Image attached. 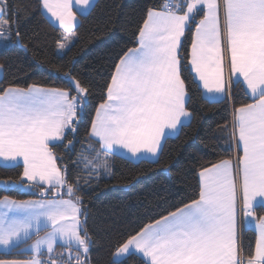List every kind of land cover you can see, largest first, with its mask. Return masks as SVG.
Returning <instances> with one entry per match:
<instances>
[{
    "label": "crops",
    "instance_id": "0c3cea01",
    "mask_svg": "<svg viewBox=\"0 0 264 264\" xmlns=\"http://www.w3.org/2000/svg\"><path fill=\"white\" fill-rule=\"evenodd\" d=\"M90 2L42 0V6L64 33L69 24L76 28ZM200 11L190 68L204 97L223 99L233 80L242 82L254 99L234 115L240 159L204 170L200 199L147 226L116 251L117 261L136 254L148 264H239L243 225L257 234L255 256L243 264H264V220L253 217V209L264 206V0H178L172 12H150L138 47L116 70L91 135L108 153L150 160L159 155L167 137L190 121L179 51L190 21ZM5 17V1L0 0V22ZM2 75L0 66V79ZM74 100L62 90L38 86L1 94L0 165H22L28 184L62 187L64 176L49 146L69 128ZM36 234L24 249L31 254L28 259L0 264H79L63 258L77 252L67 246L86 244L75 201L0 198V252Z\"/></svg>",
    "mask_w": 264,
    "mask_h": 264
},
{
    "label": "trees",
    "instance_id": "16d2710c",
    "mask_svg": "<svg viewBox=\"0 0 264 264\" xmlns=\"http://www.w3.org/2000/svg\"><path fill=\"white\" fill-rule=\"evenodd\" d=\"M164 3L96 0L87 14L80 15L76 40L61 55L58 46L63 31L45 15L42 0H5V20L13 43L0 49V95L9 88L38 86L62 90L76 99L83 88L87 101L82 112L81 108L78 111V121L49 146L64 185L48 188L28 184L22 165H0V198L63 197L75 201L81 209V235L89 247L88 264H148L136 254L119 261L114 255L147 226L198 201L204 170L225 160L240 159L233 118L254 99L242 82L233 80L223 99L209 101L204 97L190 68L194 32L202 11L190 21L179 51L180 75L187 93L185 107L191 119L177 135L164 140L158 159L133 161L108 153L91 135L120 62L138 47L149 13L164 10ZM253 217L257 222L264 220L263 205L253 209ZM38 235L0 252V260L28 259L31 254L24 249ZM240 238L244 261L252 259L256 230L242 225ZM67 247L81 252L78 247Z\"/></svg>",
    "mask_w": 264,
    "mask_h": 264
},
{
    "label": "rangeland",
    "instance_id": "374dc122",
    "mask_svg": "<svg viewBox=\"0 0 264 264\" xmlns=\"http://www.w3.org/2000/svg\"><path fill=\"white\" fill-rule=\"evenodd\" d=\"M4 1L5 0H3V2ZM93 1L94 0H91V2L89 3V6L86 8V10H84L85 14L88 13L89 10L91 9ZM69 25H71V27H68V30H66L63 33L64 34L63 39L59 43V46H58V52L61 55L65 54L67 52V50L75 42L76 37H77L75 27H72L73 26L72 24H69ZM12 43H13V38H12L11 33H10V26H9L8 22L6 20H4V21L0 22V49L8 47ZM79 93L80 94L77 96V98L74 101H72L73 110H71V113H69V114H71L70 120H69L71 123L68 122V124H70L69 127H71L75 121H78V111L81 108V112H82V108L84 106V103L87 101L86 91L83 88H79ZM102 110L104 111V107ZM100 117H103V115H101V113H100ZM128 154H129V152H128ZM131 156L133 157L132 154H131ZM158 156L159 155L153 156V158L150 160L155 161L158 159ZM126 157H128V156H126ZM133 161H138V160H133ZM241 220H242V217H241ZM79 248H80L79 250H81V252L70 251L69 253H67L68 256L67 257L63 256V258L73 259V260L77 261L79 264H86V262L89 258V247L87 244L84 243V245L79 246Z\"/></svg>",
    "mask_w": 264,
    "mask_h": 264
},
{
    "label": "built area",
    "instance_id": "2783aa9c",
    "mask_svg": "<svg viewBox=\"0 0 264 264\" xmlns=\"http://www.w3.org/2000/svg\"><path fill=\"white\" fill-rule=\"evenodd\" d=\"M177 2H178V0H165L164 10L167 11V12H172L177 7ZM233 124H234V118H233ZM236 160H237V158H236ZM238 263L239 264H243L244 263V259L242 257L241 251H240V257L238 259Z\"/></svg>",
    "mask_w": 264,
    "mask_h": 264
}]
</instances>
